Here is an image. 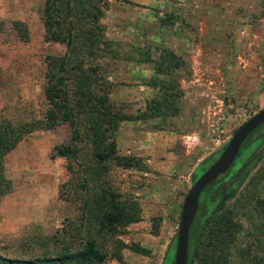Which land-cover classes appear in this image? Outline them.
Segmentation results:
<instances>
[{"label":"rangeland","instance_id":"obj_1","mask_svg":"<svg viewBox=\"0 0 264 264\" xmlns=\"http://www.w3.org/2000/svg\"><path fill=\"white\" fill-rule=\"evenodd\" d=\"M92 5L87 12L98 14V23L84 22L80 30L94 32L96 45L84 49L83 67L96 69L95 79L123 117L110 136L116 158L104 163L93 158L85 128L82 142L72 143L68 123L46 126L52 109L45 95L47 63L63 57L66 45L45 39V0H0V116L12 125L38 126L5 158L11 189L0 199V254L56 256L64 246L74 250L93 239L107 255L102 264H163L168 254L173 262L188 190L235 131L264 109V0ZM160 67L166 74H157ZM153 77L158 88L151 86ZM160 97L167 100L162 114L148 118L147 103ZM63 146L71 149L66 158L56 155ZM254 178L262 189L253 193ZM110 191L139 219L101 232L84 203L96 212ZM262 197L264 126L202 201L210 212L231 210L242 226L234 245L243 249L250 242L247 219L254 220ZM134 244L146 252L135 253ZM257 251L264 255V245ZM228 259L244 263L239 256Z\"/></svg>","mask_w":264,"mask_h":264},{"label":"trees","instance_id":"obj_2","mask_svg":"<svg viewBox=\"0 0 264 264\" xmlns=\"http://www.w3.org/2000/svg\"><path fill=\"white\" fill-rule=\"evenodd\" d=\"M88 8H94L92 0H45V39L66 45V53L63 57L50 58L47 63L45 95L52 109L47 111L46 126L52 128L60 122L68 123L72 130L74 140L71 141L72 143L82 142L78 140L85 128L90 134V141L87 142L91 145L93 158L98 163H104L116 158L115 143L110 136L117 130L123 117L109 100L108 89L95 79L96 69L83 67L84 49L96 45V35L91 30L83 32L80 27L84 22L96 26L100 17L98 14L88 13ZM14 26L18 28L19 23H15ZM170 54L167 59L169 58L171 62L174 55ZM165 72V70L161 71L160 67L157 74H166ZM150 81L152 87L158 88L157 77H153ZM165 99L164 97L154 98L147 103L148 118H155L162 114L165 108L164 103H167ZM261 127L245 140L236 161L242 157L248 140ZM36 128L38 126L34 123L12 125L0 116V199L11 189V182L5 175L6 156ZM70 152V146L56 149V155L62 158L68 157ZM127 166L131 167L132 164ZM253 181L254 193L262 188L260 189L259 181H255V178ZM216 183L217 180L212 182L203 191V195ZM203 195L200 197L198 213L190 229L188 264H194L199 256L203 258L200 264H232L228 259L229 254L239 256L244 260L243 264H264V255L257 251L264 245V197L258 202L260 210L255 211L254 220L251 216L247 219L250 224L248 229L250 242L245 248L238 249L234 243L242 226L233 220L234 215L229 208L210 212L205 201H202ZM93 201L96 203L95 200ZM84 204L87 207L86 210L93 213L101 232L114 231L118 227L135 223L139 219L135 208L118 201L115 193L111 191L105 192L101 197L100 202L97 203L96 212L92 211L89 204ZM131 250L141 254L146 252L136 244L132 245ZM106 258L107 255L97 248L95 240L88 239L80 248L74 250L64 246L61 253L56 256L13 259L0 254V264H102ZM117 260L121 261V257L117 256ZM163 264H173L169 254Z\"/></svg>","mask_w":264,"mask_h":264},{"label":"water","instance_id":"obj_3","mask_svg":"<svg viewBox=\"0 0 264 264\" xmlns=\"http://www.w3.org/2000/svg\"><path fill=\"white\" fill-rule=\"evenodd\" d=\"M262 125H264V109L251 116L235 131L216 161L188 190L181 207L173 264H188L189 234L198 213L201 194L212 182L231 169L245 140Z\"/></svg>","mask_w":264,"mask_h":264},{"label":"crops","instance_id":"obj_4","mask_svg":"<svg viewBox=\"0 0 264 264\" xmlns=\"http://www.w3.org/2000/svg\"><path fill=\"white\" fill-rule=\"evenodd\" d=\"M13 152V151H12Z\"/></svg>","mask_w":264,"mask_h":264},{"label":"flooded vegetation","instance_id":"obj_5","mask_svg":"<svg viewBox=\"0 0 264 264\" xmlns=\"http://www.w3.org/2000/svg\"><path fill=\"white\" fill-rule=\"evenodd\" d=\"M236 161V160H235Z\"/></svg>","mask_w":264,"mask_h":264}]
</instances>
